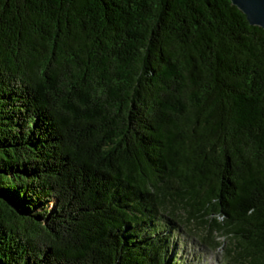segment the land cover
<instances>
[{
	"label": "trees",
	"instance_id": "trees-1",
	"mask_svg": "<svg viewBox=\"0 0 264 264\" xmlns=\"http://www.w3.org/2000/svg\"><path fill=\"white\" fill-rule=\"evenodd\" d=\"M182 228L264 264V30L230 0H0V264H177Z\"/></svg>",
	"mask_w": 264,
	"mask_h": 264
},
{
	"label": "rangeland",
	"instance_id": "rangeland-1",
	"mask_svg": "<svg viewBox=\"0 0 264 264\" xmlns=\"http://www.w3.org/2000/svg\"><path fill=\"white\" fill-rule=\"evenodd\" d=\"M182 229L173 237L177 248L175 252L177 264H226L222 246L225 243L224 237L215 235L216 241L221 244L219 248H203L198 244L194 233L190 234L184 228Z\"/></svg>",
	"mask_w": 264,
	"mask_h": 264
},
{
	"label": "water",
	"instance_id": "water-1",
	"mask_svg": "<svg viewBox=\"0 0 264 264\" xmlns=\"http://www.w3.org/2000/svg\"><path fill=\"white\" fill-rule=\"evenodd\" d=\"M254 27L264 30V0H230Z\"/></svg>",
	"mask_w": 264,
	"mask_h": 264
}]
</instances>
